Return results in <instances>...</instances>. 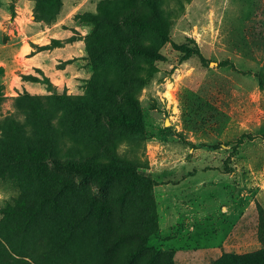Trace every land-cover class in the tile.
<instances>
[{
  "label": "rangeland",
  "instance_id": "374dc122",
  "mask_svg": "<svg viewBox=\"0 0 264 264\" xmlns=\"http://www.w3.org/2000/svg\"><path fill=\"white\" fill-rule=\"evenodd\" d=\"M61 1L55 21L45 24L34 19L33 1L0 0L3 115L22 93L83 94L91 75L84 44L91 25L77 15L95 14L101 0ZM166 4L169 41L138 94L143 131L112 130L118 157L131 162L142 181L123 195L124 179L101 190L95 180L64 177L108 202L112 232L132 230L139 219L152 223L147 228L156 233L147 246L172 253L175 264L256 253L264 246V0ZM133 34L150 37L148 31ZM185 48L208 63L184 59ZM221 62L232 67L219 68ZM29 76L46 78L49 86ZM18 193L15 180H0V219ZM135 246L120 243L105 258L100 248L92 257L78 248L69 264H124Z\"/></svg>",
  "mask_w": 264,
  "mask_h": 264
},
{
  "label": "trees",
  "instance_id": "16d2710c",
  "mask_svg": "<svg viewBox=\"0 0 264 264\" xmlns=\"http://www.w3.org/2000/svg\"><path fill=\"white\" fill-rule=\"evenodd\" d=\"M31 1L34 19L45 24L55 21L62 6L61 0ZM167 1L101 0L95 14L77 15L91 25L84 41L91 75L82 95L22 93L11 99L12 110L3 115L0 84V180H15L19 191L13 205L1 211L0 264H69L78 259L79 249L92 257L100 248L105 258L129 241L136 246L124 264L143 256L145 264H175L172 253L147 246L156 233L147 228L152 223L139 219L132 230L112 232L108 202H97L64 177L95 180L101 190L124 179L123 195L142 181L133 164L118 157L120 143L113 140L112 130L130 135L143 131L138 94L153 74L151 65L163 60L160 50L169 41ZM135 30L148 31L150 37L139 39ZM181 53L184 59L194 56L208 63L197 50ZM26 79L49 86L46 78ZM214 264H264V246Z\"/></svg>",
  "mask_w": 264,
  "mask_h": 264
}]
</instances>
